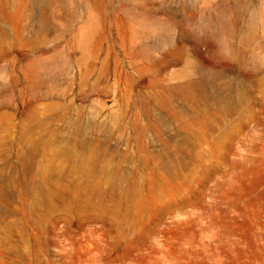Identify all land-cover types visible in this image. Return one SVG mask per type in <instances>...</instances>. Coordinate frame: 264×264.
Segmentation results:
<instances>
[{
	"label": "rangeland",
	"instance_id": "374dc122",
	"mask_svg": "<svg viewBox=\"0 0 264 264\" xmlns=\"http://www.w3.org/2000/svg\"><path fill=\"white\" fill-rule=\"evenodd\" d=\"M0 264H264V0H0Z\"/></svg>",
	"mask_w": 264,
	"mask_h": 264
}]
</instances>
